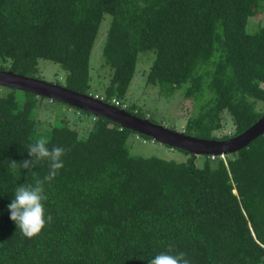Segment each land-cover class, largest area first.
I'll use <instances>...</instances> for the list:
<instances>
[{"label":"trees","instance_id":"1","mask_svg":"<svg viewBox=\"0 0 264 264\" xmlns=\"http://www.w3.org/2000/svg\"><path fill=\"white\" fill-rule=\"evenodd\" d=\"M263 12L264 0H0V70L44 80L40 63L53 62L65 73L64 83H54L92 94V54L104 23L98 64L110 71L106 100L156 123L126 102L140 54L153 52L149 86L206 95L182 131L227 140L264 115V25L252 21ZM44 100L90 119L43 121ZM132 134L153 140L0 85V264H149L168 245L191 264H264V133L224 155L169 146L184 161L134 154ZM39 136L66 154L44 185L52 221L28 239L8 206L15 187L34 178L8 163L31 160L28 145ZM32 171L43 178L47 162Z\"/></svg>","mask_w":264,"mask_h":264},{"label":"rangeland","instance_id":"2","mask_svg":"<svg viewBox=\"0 0 264 264\" xmlns=\"http://www.w3.org/2000/svg\"><path fill=\"white\" fill-rule=\"evenodd\" d=\"M252 21L254 23L260 22L264 25V12L261 15L255 16ZM101 28L102 30L94 46L91 60V75L94 77L92 82V95L95 93L103 94L110 78L109 68H102L101 63L98 64L102 59L103 45L106 36L105 30L107 29L106 24L104 25L103 23ZM154 58L155 55L153 52L140 54L136 74L130 86V93L126 102L127 104L136 103L138 107L147 115L151 116L157 124H162L174 131H182L185 127L187 117L197 111L201 103L205 101L206 95L202 94L198 99L186 98L184 94L181 93L182 90H176L174 93L167 95V93L162 92L159 86H149L146 79ZM40 64L43 71L41 75L45 81H60L64 83L65 73L59 65L49 61H42ZM98 76L100 80H98ZM103 78L105 80H103ZM43 103L47 106L45 107L43 105L40 111L42 114L41 117L43 121L48 123H52L59 115L64 117L65 114L69 115L73 121H80V118L84 121H86L85 119H90L84 114L80 117L75 109L72 108L69 110L67 105H54L50 103L49 100H44ZM77 126H79V124ZM137 136L139 135L132 134L130 138V144L132 145L134 154L143 157H159L176 161H184L187 157L184 152L178 149H173L153 140H146V143H144V138H138ZM203 158L204 156H199L200 160H203Z\"/></svg>","mask_w":264,"mask_h":264},{"label":"water","instance_id":"3","mask_svg":"<svg viewBox=\"0 0 264 264\" xmlns=\"http://www.w3.org/2000/svg\"><path fill=\"white\" fill-rule=\"evenodd\" d=\"M0 85L23 91H30L70 106L88 111L134 132L151 137L174 148H180L195 155H221L238 151L264 133V115L249 129L235 138L227 140L200 139L174 131L162 124L141 118L131 112L98 100L91 95L81 94L57 83L0 70Z\"/></svg>","mask_w":264,"mask_h":264},{"label":"clouds","instance_id":"4","mask_svg":"<svg viewBox=\"0 0 264 264\" xmlns=\"http://www.w3.org/2000/svg\"><path fill=\"white\" fill-rule=\"evenodd\" d=\"M54 83V82H52ZM60 85V84H59ZM92 97L116 106L113 99L106 100L104 95L95 93ZM99 96L98 98L96 96ZM120 107V106H116ZM121 107V109L127 110ZM148 119V118H146ZM183 132V131H182ZM50 141L44 136H39L28 145V154L31 160H24L20 163L15 161L9 162L13 170H28L29 176L34 178V183H25L17 185L14 189V199L8 206L10 219L17 229L28 239L39 237L43 230L52 221L51 215H46L45 202L48 196L45 192L44 185L50 183L58 174V171L64 167L63 157L65 149L59 146L49 147ZM224 155V154H221ZM41 162H47L49 171L43 177L39 178L35 171H32ZM149 264H191L186 258L185 253L175 252L172 245L156 254L149 261Z\"/></svg>","mask_w":264,"mask_h":264},{"label":"built area","instance_id":"5","mask_svg":"<svg viewBox=\"0 0 264 264\" xmlns=\"http://www.w3.org/2000/svg\"><path fill=\"white\" fill-rule=\"evenodd\" d=\"M97 98L99 97L98 95L96 96ZM113 103L116 105V106H122L123 108H126L127 105L125 104H121V102L118 100V99H113Z\"/></svg>","mask_w":264,"mask_h":264}]
</instances>
